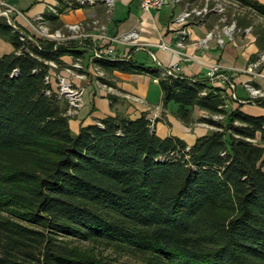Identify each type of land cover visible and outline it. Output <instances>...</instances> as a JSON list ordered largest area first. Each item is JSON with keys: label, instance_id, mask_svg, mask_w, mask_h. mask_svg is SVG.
Here are the masks:
<instances>
[{"label": "trees", "instance_id": "1", "mask_svg": "<svg viewBox=\"0 0 264 264\" xmlns=\"http://www.w3.org/2000/svg\"><path fill=\"white\" fill-rule=\"evenodd\" d=\"M234 1L264 17L263 4ZM71 2L44 14L55 30ZM0 38L14 47L0 57V264H115L96 249L145 264H264V116L228 111L225 90L208 80L129 59L99 65L150 74L178 120L189 125L197 107L214 130L188 146L158 136L146 113H118L75 134L46 77L50 62L81 59L79 44L2 17ZM248 101L264 108V98Z\"/></svg>", "mask_w": 264, "mask_h": 264}, {"label": "crops", "instance_id": "2", "mask_svg": "<svg viewBox=\"0 0 264 264\" xmlns=\"http://www.w3.org/2000/svg\"><path fill=\"white\" fill-rule=\"evenodd\" d=\"M255 1L264 5V0ZM2 2L17 10L15 20L18 25L30 29L34 18L45 14L48 6L53 5L56 0H0V11ZM184 7L172 4L166 7L169 9L168 15L161 17L159 14L143 11L138 0H116L112 14L108 13L105 5H99L75 9L72 12L67 10L60 16V21L66 29L69 25L87 24L85 32L90 36L89 39H74L84 52L81 60H88L90 49L87 48V42L90 43L89 47L101 43L97 38L100 28L88 25L92 20H98L110 37H119L131 30L139 31L140 38L135 44H114L116 53L121 58L130 57L138 65L155 70L179 66L177 74L189 79L208 80L211 68L218 65L228 80L218 81L213 86L225 90L227 99L235 94L242 101H248L252 95L244 87L246 82L254 84L264 92V80L255 76L253 68L256 58L264 52V18L243 8V17L230 19L228 23L227 17L211 13L202 22L180 25L177 18L182 14ZM232 25L235 26V31L232 37H229L225 35L223 28ZM219 36L223 39L222 44L218 42ZM2 42L0 39V43ZM162 44L168 49L162 48ZM140 46L144 49H139ZM9 52H14L13 46ZM3 55L5 53H0V57ZM62 60L65 63L73 61L71 56H65ZM86 67L89 69V79L76 80L85 90V107L77 118L81 126L116 116L117 113L127 115L131 119H137L146 113L149 119L155 122L156 133L161 138L174 136L193 145L197 138L209 132L208 128L196 124L195 139L189 136V129L174 115L177 106H173V103L165 104L159 80L150 74L106 71L107 85H101L97 84L88 62ZM231 85L235 88L232 89ZM238 88L242 89L240 93ZM226 103L230 111L239 106V103ZM241 110L251 116H264V108L251 102L243 104ZM206 114L196 107L192 116L196 121Z\"/></svg>", "mask_w": 264, "mask_h": 264}, {"label": "built area", "instance_id": "3", "mask_svg": "<svg viewBox=\"0 0 264 264\" xmlns=\"http://www.w3.org/2000/svg\"><path fill=\"white\" fill-rule=\"evenodd\" d=\"M140 3L141 8L145 12H152V11H160L163 8H166L170 5H184V10L182 14L177 18V23L180 25H185L189 22H202L209 14L216 13L218 15H225L226 8L225 5H233V6H240V4L237 1L234 0H138ZM116 0H73V2L69 3V10L71 9H87L99 5H105L108 9V13L112 14L114 7H115ZM1 6L7 7V11L3 14L9 19V13L12 11L17 12L14 8H9L8 5L5 2L1 3ZM59 6V0H56V2L53 5L48 6V12H51L53 14L59 15L58 11H56V8ZM2 15V14H1ZM8 23L16 30H19V27L12 23V21L9 19L7 20ZM33 22H37L40 29L43 31H48L45 27V17L44 14H40L34 18ZM88 25L96 26L100 28V34L97 36L98 40L101 42L99 45H89L87 48L91 51V58H90V67L93 73V76L96 80H100L102 78H105V71L101 68L99 65L100 62H114V61H125L129 60L130 57L121 58L117 55L116 49L114 48L115 43L120 44H126L131 45L135 44L139 38L140 34L138 30H131L130 32L123 34L119 37H110L107 32L106 28L103 27L98 20H92V22ZM34 27V26H33ZM86 23H78L74 25L67 26V30L70 32V36L66 37L64 36L61 31H58L54 34L46 33V37H48L51 40L57 41V42H65L67 40L71 39H79L83 38L84 40L89 39L86 34ZM34 29L39 32L37 28L34 27ZM225 35L232 37L235 26H226L223 28ZM40 33V32H39ZM42 36H44L42 33H40ZM212 34L210 35V37ZM22 41H25V37L21 38ZM28 40H33L32 37H28ZM219 43H223V39L221 36L218 38ZM179 45H182V43H179ZM139 49H144L143 46H140ZM162 48L168 49L167 46L164 44L161 45ZM151 56L156 60L155 56L150 53ZM264 59V58H263ZM49 65L51 66V72L49 76L46 77L47 84H49L52 87V91H48L47 94H51L52 92L56 93L59 100H65L69 104V113L72 114L73 112H78L84 105L83 103V97L85 90L79 89L77 87H74L71 83L67 82V77L64 76L61 73H57L56 70H60V68H63L66 75H72L79 79H85L86 74L85 72V66L83 64V61L81 59H76L74 63L71 64V66H65V65H58L55 62H50ZM160 65V64H159ZM179 66H176L172 69H167L165 72V76H171V75H177L176 71H179ZM261 78H264L263 75H260ZM227 77L221 72V68L218 65H214L209 74H208V82L213 86L218 81L227 82ZM56 82V83H55ZM98 82V81H97ZM55 84L56 87L55 88ZM232 89L235 88L234 85H231ZM248 91L252 93V95H260L262 97L263 94L254 87L248 86ZM205 95V94H204ZM233 98L237 100L241 104H246L247 101L238 100L237 96L234 94ZM249 102V101H248ZM72 112V113H71Z\"/></svg>", "mask_w": 264, "mask_h": 264}, {"label": "rangeland", "instance_id": "4", "mask_svg": "<svg viewBox=\"0 0 264 264\" xmlns=\"http://www.w3.org/2000/svg\"><path fill=\"white\" fill-rule=\"evenodd\" d=\"M225 8H226V13H225V15H223V17H227V23L229 22V20L230 19H237L238 17H243V12H244V9L240 6V7H238V6H233V5H229V4H226L225 5ZM1 11H0V17H2V18H5L6 20H11L12 21V23H14V24H16L18 27H19V29L20 28H23V27H21L20 25H18V23L16 22V20H15V17L17 16V12H15V11H12L11 13H9V19L3 14L4 12H6L7 11V7L5 8V7H3V6H1ZM74 9H71V10H68L69 12H72ZM48 11V10H47ZM56 11H58V9H56ZM66 12V10H64L63 11V13H61L60 15H62V14H64ZM153 12V14H159V16H161V17H165V16H167L168 15V13H169V9H167V8H163L162 10H160V11H152ZM59 13V12H58ZM240 13V16H238V14ZM2 14V15H1ZM56 15V14H55ZM233 15H236V17H234ZM258 15V14H257ZM58 16V15H57ZM258 16H260V15H258ZM262 17V16H261ZM264 18V17H263ZM253 19V18H252ZM251 19V20H252ZM258 19V18H257ZM259 20V19H258ZM254 21V20H253ZM26 26V25H25ZM28 26V25H27ZM30 29H26V28H23V29H26V30H28V31H30L33 35H35V36H37V37H41V38H45V39H49L48 37H46V33H49V34H54V33H56V32H58V31H61V33L64 35V36H66V37H68V36H70V32L65 28V27H63V29H61V30H55V25H54V23H52L50 20H47V19H45V27L47 28V30L48 31H43L42 29H40V27L38 26V24H37V22H31V24H30ZM35 28H37L38 30H39V32L40 33H42L44 36H42L39 32H37L35 29H34V27ZM22 30V29H21ZM23 31V30H22ZM1 39V38H0ZM1 40H3V39H1ZM49 40H51V39H49ZM67 41H74L73 39H71V40H67ZM87 44L89 45L90 43L89 42H87ZM12 47V45L9 43V42H7V41H4L3 40V42L2 43H0V53H10L9 51H10V48ZM90 54L87 56L88 57V60L86 61V60H82L83 61V64H84V66H85V74H86V78L85 79H79V78H76V77H74V76H72V75H66L65 74V72H64V70H62L63 68H60V70H56L57 71V73L59 74V73H61V74H63L64 76H66L67 77V82L68 83H71L74 87H77V88H79V89H83L84 87H81V86H79V84L78 83H76V80L77 79H79V80H83V81H86V80H88L89 79V75H88V68L86 67V63L88 62H90V58H91V51L89 52ZM142 57L143 58H145V56L144 55H142ZM264 52L258 57V58H256V60L254 61V62H256L255 64H253V68H255V76L258 78V79H261V80H264V78H261L260 77V75H263L264 76ZM73 59V61L72 62H70V63H65V62H63V60H62V62H63V65H65V66H71V64L72 63H74L75 61H76V59H74V58H72ZM150 61V60H149ZM105 71V70H104ZM105 75H106V71H105ZM107 75L105 76V78H102V79H100V80H96V81H98V83L97 84H105V85H107L106 83L108 82L107 81ZM56 83V82H55ZM248 86H250V87H254L255 89H257V90H259L260 92H261V94H263V96H264V92H262L260 89H258L254 84H252V83H250V82H246L245 84H244V87L248 90ZM55 88H57L56 87V84H55ZM241 88H238V93H240L241 92ZM249 93L252 95V93L249 91ZM234 95V94H233ZM233 95L230 97V98H228L227 99V101H228V104L230 103H239L237 100H235L234 98H233ZM238 98V100H241V99H239V97H237ZM260 98H264V97H262V96H260V95H252V97L250 98V99H252V100H255V99H260ZM83 103H84V105H83V107L78 111V112H76V113H72V114H70L69 113V111H70V109L68 110V116L70 117V126H71V130L73 131V133H75V134H78V132H79V129H80V127H81V122L80 121H78V117L80 116V114H81V112H82V110L84 109V107H85V100H84V97H83ZM248 103H250V102H248L247 101V103L246 104H248ZM253 103V102H252ZM256 104V103H255ZM239 105H243V104H241V103H239ZM173 106H174V104H173ZM226 109L228 110V111H230V108H228V107H226ZM118 114V113H117ZM210 115L207 113L206 114V116L205 117H209ZM205 117H202V118H205ZM214 120H217V121H222V120H224V117L223 116H213L212 117ZM201 119V118H200ZM200 119H197L196 121H194V119H193V116H192V121H191V123L189 124V125H186V124H184L183 126L184 127H186V128H188L189 129V136H191V137H194V139H195V137H196V133H195V129H196V124H201L200 126H202V127H205V128H208L209 129V132H211V131H213L214 130V127H211V126H209V125H207V124H204V123H201L200 122ZM97 121L98 120H95V122L93 123V124H96L97 123ZM152 122V126H153V128H155V122H153V121H151ZM208 132V133H209ZM207 133V134H208ZM197 140V139H196ZM196 142V141H195ZM187 143V142H186ZM187 145L188 146H192V145H190L189 143H187ZM82 248H91L92 246L90 245V244H86V243H80L79 244ZM95 252L99 255V256H101V257H104V258H108V259H110L112 262H114L115 264H145L140 258H138V257H135V256H132V255H128V254H117V253H114V252H112L111 250H107V249H96L95 250Z\"/></svg>", "mask_w": 264, "mask_h": 264}]
</instances>
